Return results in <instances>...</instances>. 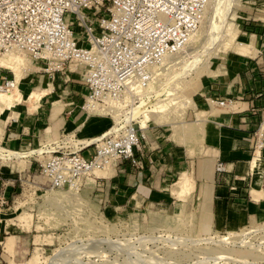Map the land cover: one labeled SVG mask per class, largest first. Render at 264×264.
<instances>
[{
    "label": "crops",
    "instance_id": "0c3cea01",
    "mask_svg": "<svg viewBox=\"0 0 264 264\" xmlns=\"http://www.w3.org/2000/svg\"><path fill=\"white\" fill-rule=\"evenodd\" d=\"M250 4L253 11L264 8V0H250ZM245 13L248 15L243 17L242 30H239L244 43L237 42L238 34L236 44L246 49H231L232 53L211 63L208 73L202 77V88L195 98L188 127L181 125L174 132L149 124L144 131L143 169L126 163L104 176V191L98 195L105 203L174 210L183 207L195 212L197 226L205 232L240 227L263 205L264 19H255L253 12ZM5 76L13 77L9 71H0V82ZM44 77L50 82L47 75ZM72 84L73 90L61 100L53 96L54 84H48V89H41L44 87L39 85L34 91L42 97L34 105L35 111L23 103L7 121L2 119L1 127L8 124L4 133L8 151L46 146L43 142L47 139H50L48 146H56L57 134L61 144L81 146L109 130L113 124L110 117L87 115L81 110L86 96L82 90H87L80 84ZM207 98L231 99L232 103L217 107L210 105ZM255 133L261 136L263 147H257ZM86 153L90 158L94 148L82 152L88 158ZM220 162L225 167L223 172L217 170ZM185 174L194 187L190 194L178 196L172 188ZM5 178L0 177V185ZM12 190L10 187L7 193L11 198ZM9 226V220H0V239L8 235ZM23 239L31 241V236ZM0 264H3L2 255Z\"/></svg>",
    "mask_w": 264,
    "mask_h": 264
},
{
    "label": "built area",
    "instance_id": "2783aa9c",
    "mask_svg": "<svg viewBox=\"0 0 264 264\" xmlns=\"http://www.w3.org/2000/svg\"><path fill=\"white\" fill-rule=\"evenodd\" d=\"M210 0H0V59L9 52L31 58L37 73L52 81L65 78L87 90L81 110L110 117L109 130L81 146L44 150L42 173L53 189L80 190L96 170L129 163L143 169L144 131L134 107L152 97L157 70L178 55L201 27ZM0 71H7L0 68ZM72 74L78 75L76 81ZM15 76L3 77L0 89L11 90ZM226 107L231 99L207 98ZM116 105L118 107H116ZM151 124V123H150ZM257 147H263L255 133ZM94 148L90 158L82 155ZM8 150L6 149L5 152ZM219 172L224 164L217 166ZM106 177H95L104 191ZM10 183L1 181L0 210L9 207Z\"/></svg>",
    "mask_w": 264,
    "mask_h": 264
},
{
    "label": "rangeland",
    "instance_id": "374dc122",
    "mask_svg": "<svg viewBox=\"0 0 264 264\" xmlns=\"http://www.w3.org/2000/svg\"><path fill=\"white\" fill-rule=\"evenodd\" d=\"M219 1L220 3L222 2L219 8L223 10H220L222 15L220 14L216 18L218 21L217 24L221 21V24L233 22L239 30H242L241 21L243 17L248 15L245 11L253 12L252 17L255 19H264V8L253 11L250 0H241L239 7L232 8L226 6L229 4L227 2L228 0H217L214 2L218 3ZM207 17V20L212 17V9L209 10ZM207 26V24H204L200 27L202 35L197 43L184 49L178 55H175L173 57L174 60L166 65L165 68H162L159 79L153 85L154 88L149 90V93H152V97L150 96L149 99H144V102L147 101V103L150 101L155 102L157 92L160 94L163 93L160 96L162 100L167 99L169 101V99H175L173 100L175 105L171 106L170 110L163 116L169 122L166 125L165 123L161 124L165 129H171L176 132L181 125L188 127V124L192 122L191 112L195 108V98L202 88V77L208 73L211 63L218 62L220 57H225L227 54L233 52L228 51L224 53L218 51L219 41L217 42V39L214 41L216 34L213 35L214 32H209L210 30L208 31ZM237 42L244 43L240 33ZM22 57H25V55ZM195 59L196 67L188 69L180 76V68L188 64V62H194ZM25 60L26 65L19 82V88L22 89H20L23 95L22 100L16 102L17 107L14 106L7 111L6 108L2 107V102H0V150H3V154H7L5 152L4 133L8 124L4 128L1 127L2 119L7 121L10 115H14L13 113L18 110L19 106H23V103L28 105L30 111H35L33 108L36 99L34 98L32 100L33 104L28 101V96L32 91L38 89L39 85L44 87L41 89H48V84H54L56 91L53 93V96L61 100L63 95H68L73 90L70 88V84L74 82H64L65 78H62L61 81L57 79L54 82L52 80L48 82L47 77L36 72L37 69L34 68L35 65L32 64L29 56L26 55ZM3 69L7 70L6 68ZM9 75L14 76L10 71ZM72 78L77 81L78 75L72 74ZM31 79L34 80L31 82ZM73 85L78 84L74 83ZM173 87L177 89L172 92L171 88ZM170 90L171 92L169 93ZM14 91L13 89L11 92ZM172 93L173 95H171ZM82 94H87V91L83 89ZM187 98H191V103L186 104V107H184L183 105L187 102ZM150 123L152 125H159L155 121H151ZM56 136L58 143L56 146H63L59 134ZM48 141L50 139L43 142L46 146L35 147L31 150H40V148L46 151L52 150L54 146L52 144L48 146ZM86 156L88 157L87 153ZM46 159V155L38 154H34L22 161L0 158V177H6L4 181L12 185L10 187H12L14 193L9 207L0 210V220H9L10 223L8 235H2L0 239L2 241L0 255L3 256V264H27L34 256L36 248H39L43 254V259L40 261V264H48V262L50 264L51 261H44V258H53V255L56 256L61 250L57 255H61L62 257L57 256L56 260L60 258L59 260L62 259L64 262L66 260L69 264H73V262L74 264H79L80 262L85 264L94 261L96 264H125V262L126 264H133L131 261L139 252L146 255H155V259L163 262L162 264L165 261V264L171 262L174 264H195L197 260L200 262L205 261L209 256L223 254L225 251L227 254L233 257L235 256L234 258L236 259L238 257L242 259L244 256V260L248 261L247 264H264V202L262 206H258L256 211L250 215L249 220L242 226L205 232L201 228H198V218L195 212L188 211L183 207L174 210L168 207L153 206L145 208L136 207L134 204L112 205L105 203L96 190L95 177L111 175L115 168H109L104 171L96 170L94 174L84 179L83 186L80 187V190H70L67 188L64 190L53 189L48 179L42 173V165ZM15 229L18 232L20 231V233H16ZM26 235L31 236V241L29 239H23ZM11 236L16 237L17 242V249L12 254L6 248L7 238ZM149 236H162L163 241L153 242L142 239L148 238ZM179 237L186 238L185 241L181 238L183 241H181L182 246L180 243L176 245L173 243L174 239ZM90 238L105 239V244L109 240L112 242L115 241L117 244L112 246V248L114 247L113 251L110 250L112 253L107 251L105 252L106 254L104 252L99 254L94 246L89 244ZM199 238H202V242ZM208 238H211L214 242L220 238L222 240L224 239L226 240H223L226 245L223 243L220 247L216 246L215 243L212 244L213 241L207 243L206 241L210 240ZM195 239H199V241ZM192 240H194V243ZM185 242L187 246H185ZM129 245L135 250L133 251ZM66 246L73 251H69V248H66ZM74 246H77V248ZM104 248L106 249L108 246L105 245ZM75 252L76 254H74ZM129 253L131 254L129 255ZM73 257L77 260L74 261ZM159 258H163L164 260ZM217 264L246 263L220 261Z\"/></svg>",
    "mask_w": 264,
    "mask_h": 264
},
{
    "label": "bare ground",
    "instance_id": "6f19581e",
    "mask_svg": "<svg viewBox=\"0 0 264 264\" xmlns=\"http://www.w3.org/2000/svg\"><path fill=\"white\" fill-rule=\"evenodd\" d=\"M214 1H217V0H210V2H209V5H208V7H207V9H206V12H205V15H204V18H203V21H202V24H201V27H202V25H204V24H207L208 26H207V28H208V31L209 32H214L213 33V35L214 34H216L215 35V40L214 41H216V39H217V42L219 41V44H218V51H221V52H228L229 50H231V49H234V48H236L237 49V51H244L245 49H246V46H243V45H239V44H236V40H237V36H238V34H239V29H238V27L233 23V22H225V23H222L221 24V22L220 23H218L217 24V17L222 13V12H220V10H223V9H220L219 8V6L220 5H222V2L220 3V1L217 3V2H214ZM224 1V0H223ZM229 4L228 5H226V6H229V7H239L240 6V4H241V0H228L227 1ZM225 6V7H226ZM222 7V6H221ZM229 7H228V9H229ZM230 8V9H231ZM210 9H212V17L210 18V19H208L207 20V15H208V13H209V10ZM227 9V10H228ZM224 10H225V8H224ZM226 10V11H227ZM228 13H229V11H227ZM228 13H224V14H228ZM232 14V13H231ZM222 15V14H221ZM231 16V15H230ZM207 17V18H206ZM222 17V16H221ZM224 17V16H223ZM225 18V17H224ZM223 18V19H224ZM227 19V18H226ZM225 20V19H224ZM223 20V21H224ZM202 32H201V30H199L195 35H193L192 37H191V39H190V42L188 43V45H187V47H185L184 49H187L188 47H190L191 45H193V44H195V43H197L198 41H199V39H200V37H201V34ZM212 38V37H211ZM213 40V39H212ZM211 42V41H210ZM213 42V41H212ZM23 55L22 54H20V53H15V52H9L8 54H6L3 58H1L0 59V67H3V68H6L8 71H10V72H12L13 74H14V76H15V79H16V81H18V82H16L15 81V86H14V92H11L13 89H11V90H5V89H0V102H2V107H4V108H6V111L7 110H10L12 107H14L15 106V104H16V102H20L21 100H22V93H21V88H19V82H20V80H21V75H22V71H23V69L25 68V65H26V60H25V58H26V55H25V57H22ZM173 57H175V56H172V57H170V58H168V59H166V61H164V68L166 67V65H168V64H170L174 59H173ZM188 57V56H187ZM190 61V60H189ZM194 61V60H193ZM196 59H195V61L194 62H188V64H186V65H184L182 68H180L181 69V72H180V76L182 75V74H184V72H186L188 69H191V68H193V67H196ZM195 65V66H194ZM160 70H162V69H158L157 70V72H158V75H160ZM187 74V73H186ZM176 75V74H175ZM188 75V74H187ZM17 83H18V85H17ZM192 83H194V82H192ZM192 83H191V85H192ZM190 86V85H189ZM154 87L152 86L151 87V90L153 89ZM21 89V90H20ZM173 89H175V87H173V88H171V90H172V92L173 91H176V89L175 90H173ZM171 90L169 91V93L171 92ZM178 91V90H177ZM168 92V91H167ZM157 94V96H156V99H155V102L153 101H150V102H148L147 103V101L146 102H142L140 105H138V106H136V107H134V109H133V111L131 112L132 113V117H131V119L132 118H134V119H140V123H141V126H142V128L143 129H147L148 128V124L151 122V121H155V122H157L159 125H161V124H163V123H165V125H166V123L168 124L169 122L167 121L168 119H165L163 116H165L166 114L165 113H167L169 110H170V108H171V106H173V105H175L174 104V102H173V100H175V99H172V100H170L169 99V101H167V99H164V100H162V99H160V96L163 94H160V93H156ZM175 94V93H174ZM171 95H173V93L171 94ZM171 95H170V97H171ZM177 95V94H176ZM169 96V95H168ZM42 97V94H37V92L36 91H33V92H31L30 94H29V96H28V101L29 102H31L32 104H33V102H32V100L35 98L36 99V102H35V105L36 104H38V101L40 100V98ZM149 101V100H148ZM167 101V102H166ZM190 104L191 103V98L189 99V98H187V102H185V104L183 105L184 107H186V104ZM116 107H117V105H116ZM190 129V128H189ZM3 151V150H2ZM2 151L0 150V158H7V159H10V160H18V161H22V160H24V159H26V158H28V157H30V156H32V155H34V154H38V155H42L43 153H44V150H41V148H40V150H31V151H29V152H20V151H14V150H9V151H7L8 153L7 154H3L2 153ZM257 162V159L255 160V163ZM184 177H183V179L178 183L177 182V184H175V186H174V188H172L173 189V191H174V193L175 194H178V196H179V194L181 195H183V194H190L191 193V191H192V189H193V187H194V185H193V187H192V181H191V178L187 175V174H185V175H183ZM76 193V192H75ZM174 195V194H173ZM185 195V196H186ZM175 197H177V196H175ZM181 198V197H180ZM249 233V232H248ZM256 233V232H255ZM245 235H247V234H245ZM169 236V235H168ZM182 238V237H181ZM181 238L179 237V238H175L174 239V244L176 245V244H181V246H182V243H181ZM184 238V237H183ZM182 238V239H183ZM110 239V238H109ZM143 240H150V241H153V242H160V241H163V238H162V236H157V237H155V236H152V237H146V238H142ZM188 239H190V238H188ZM192 239H194V238H192ZM200 239V241H201V239L202 238H199ZM199 239L198 240H196V241H199ZM208 239H210L209 241H206L207 243L208 242H210V241H213L211 238H208ZM88 240V239H87ZM184 241L186 240V238L185 239H183ZM191 240V239H190ZM189 240V241H190ZM224 240V239H223ZM221 238L218 240V241H213V243L212 244H216V246H222L223 245V243H224V241H226V240H224L223 241ZM105 239H96V238H90L89 239V244H92L93 246H94V248L97 250V252H99V254L101 253V252H107V251H110V250H112L113 251V248H112V246H115L117 243H115V241L114 242H112V241H108V243H106L105 244ZM138 241H140V240H138ZM194 240H192V242H193ZM203 241H204V239H203ZM223 241V242H222ZM80 242V241H79ZM83 242V241H82ZM81 242V243H82ZM118 242V241H117ZM143 242V241H142ZM141 242V243H142ZM168 242H170V241H168ZM183 242V241H182ZM202 242V241H201ZM16 238L15 237H11V238H9L8 239V241H7V250H10L9 252L12 254L15 250H16ZM80 243V244H81ZM124 243V242H123ZM123 243H122V245H123ZM194 243V242H193ZM197 243V242H196ZM196 243H195V245H196ZM222 243V244H221ZM76 244V243H75ZM126 244V243H125ZM131 244V243H130ZM184 244H186V242L184 243ZM190 244H192L191 242H190ZM225 245H226V243H224ZM108 246V248H104V246ZM133 245H134V243H133ZM189 245V244H188ZM69 246V245H68ZM68 246H66V248L68 247ZM80 246V245H79ZM82 246V245H81ZM86 246H88V245H86ZM124 246H126V245H124ZM129 246H131V245H129ZM184 246V245H183ZM185 246H187V244L185 245ZM70 247V246H69ZM68 247V248H69ZM74 247H76L77 248V246H74ZM123 247V246H122ZM132 247V246H131ZM138 247V246H137ZM173 247H175L174 245H173ZM224 247V246H223ZM66 248H64V250H66ZM127 248V247H126ZM125 248V249H126ZM136 248V247H135ZM143 248V247H142ZM145 248V247H144ZM74 249V248H73ZM132 249H133V251L135 250L133 247H132ZM73 251L71 248H69V251ZM79 251H80V249H78ZM117 250V249H116ZM128 250V249H127ZM60 251V250H59ZM62 251V250H61ZM60 251V252H61ZM79 251H78V253H79ZM84 251V250H83ZM124 251V250H123ZM7 252V251H6ZM59 252V253H60ZM111 252V251H110ZM116 252V251H115ZM131 252V251H130ZM224 252V251H223ZM59 253H57V254H59ZM86 253V252H85ZM89 253V252H88ZM112 253V252H111ZM122 253V252H121ZM132 253V252H131ZM131 253H129V255L131 254ZM133 253H136V252H133ZM224 253H226V251L224 252ZM218 254V255H212V256H209V258L208 259H205V261H198L197 260V262L195 261V264H201V263H212V264H217V263H219L220 261H229V262H231V263H246L247 264V262L248 261H246V260H244L245 259V257L243 256V260L241 259V258H239L238 257V259H236V258H234L233 256H231V255H229V254ZM56 254V256L55 255H53V258H49V259H47V257H45L44 259V261H48V260H50L51 261V263L50 264H69V262H66V260H65V262L64 261H62V259L61 260H59L58 258H57V260H56V257L57 256H61V255H57ZM62 254V253H61ZM67 254V253H66ZM65 254V255H66ZM69 255H70V253H68ZM74 254H76V252L74 253ZM74 254H72V255H74ZM79 254H81V253H79ZM78 254V255H79ZM82 254H84V253H82ZM102 254V253H101ZM106 254V253H105ZM125 254H126V252H125ZM63 255V254H62ZM68 255V256H69ZM98 255V254H97ZM109 255V254H108ZM124 255V254H123ZM128 255V256H129ZM43 254L41 253V250L39 249V248H36V250H35V253H34V256L28 261V263L27 264H40V261L43 259ZM55 256V257H54ZM64 256V255H63ZM71 256V255H70ZM77 256V255H76ZM75 256V257H76ZM121 256V255H120ZM134 256V255H133ZM13 257V256H12ZM62 257V256H61ZM72 257V256H71ZM70 257V258H71ZM83 257V256H82ZM67 258V257H66ZM74 258V257H73ZM77 258V257H76ZM126 259H127V257H125ZM199 258V257H198ZM204 258V257H203ZM47 259V260H46ZM89 259H90V256H89ZM159 259H163V258H159ZM240 259V260H239ZM68 260V259H67ZM77 259H75L74 258V261H76ZM80 260V259H79ZM79 260H78V263H79ZM91 260V259H90ZM164 260V259H163ZM69 261V260H68ZM72 261V260H71ZM80 261H82V260H80ZM125 261V260H124ZM12 262V261H11ZM86 262V261H85ZM87 262H88V260H87ZM129 262V261H128ZM133 264H162L163 262H160V261H157L156 259H155V255L153 256V255H146V254H143V253H137V255L136 256H134V258L132 259V261H131ZM170 262V261H169ZM47 263V262H46ZM82 262H80L79 264H81ZM165 263H166V261H165ZM164 263V264H165ZM193 263V262H192ZM48 264H49V262H48ZM73 264H74V262H73ZM83 264V263H82ZM85 264H96L95 263V261L94 262H88V263H85ZM110 264V263H109ZM122 264V263H121ZM125 264H126V262H125ZM167 264H174V263H167ZM175 264H178V263H175Z\"/></svg>",
    "mask_w": 264,
    "mask_h": 264
}]
</instances>
